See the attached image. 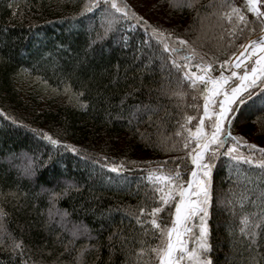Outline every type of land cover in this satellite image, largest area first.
<instances>
[{
	"label": "trees",
	"instance_id": "obj_1",
	"mask_svg": "<svg viewBox=\"0 0 264 264\" xmlns=\"http://www.w3.org/2000/svg\"><path fill=\"white\" fill-rule=\"evenodd\" d=\"M92 2L0 0V190L4 193L0 207L8 214L7 232L0 236L4 241L0 264H78V252L89 244L94 247L83 253L82 264H137L139 241H145V248L156 243L134 219L141 205L152 203L148 173L160 167L174 170L180 164L187 179L192 165L180 159L186 157V150L183 135L177 137L175 132L186 114L195 117L203 111L202 97L187 87V81L181 89L186 93L183 97L170 95L176 84L162 77L180 74L143 21L171 33L170 46L183 48L175 37L187 40L216 70L255 31L230 36L231 25L219 15L221 0H199L193 9L151 0L156 2L155 15L142 16L139 23L115 13L104 0H96L92 12L83 11ZM108 13L121 18L105 40L86 53L89 38L102 33ZM248 16L256 21L252 13ZM186 54L183 48L172 55ZM252 91L256 94L246 97L245 104L230 115V127L232 135L264 148V93L259 87ZM145 104L158 108L151 121L142 109L129 124L132 106ZM198 122L189 126L194 130ZM44 132L61 144L54 147L43 138ZM64 144L75 146L78 153ZM240 151L248 155L252 150L241 145ZM260 156L255 152L253 158ZM28 157L35 162L34 177L21 174ZM102 157L110 163L123 161L124 171L114 173L93 163ZM54 175L60 178L55 187ZM64 180L73 181L79 190L61 195L52 207L50 193L42 189L60 192ZM258 185L264 186V170L257 165L216 158L209 217L214 264H264V232L258 249L249 251L237 230L240 217L257 209L225 203L230 189L240 192ZM64 211L68 215L60 222L59 213ZM163 216L170 222L167 212ZM74 225L86 227L92 239L73 240ZM7 233L22 241L23 255L12 251ZM147 260L145 255L140 264Z\"/></svg>",
	"mask_w": 264,
	"mask_h": 264
},
{
	"label": "snow or ice",
	"instance_id": "obj_2",
	"mask_svg": "<svg viewBox=\"0 0 264 264\" xmlns=\"http://www.w3.org/2000/svg\"><path fill=\"white\" fill-rule=\"evenodd\" d=\"M197 3H199V0H179V2L169 0L170 7L181 9L184 7L193 9ZM104 4H110L111 9L115 13L122 14L125 19L134 18L138 23L142 20L134 11L129 9L128 5H120L117 0H104ZM210 6L211 4L206 7ZM96 7V0H93L91 6L85 4L83 11L92 12ZM244 7H246L247 12L256 17V22L260 25L261 35L258 39H249L247 43L239 45L242 50L238 55L232 53V56L221 64V71L218 76L212 75V72L215 71L212 63L205 61L203 56L187 40L180 37H175V41H178L179 45L187 49V54L174 58L172 54L181 52L183 48L170 46L171 33L166 34L165 30L158 29L148 24L147 21H143L142 26H145L146 31L149 28L151 29L153 36L163 45V51L169 54L170 64L180 74L178 76L162 77V79L168 80L170 85L173 81L176 84V90L172 91L170 95L183 97L186 93L181 89L184 82L187 81V87L198 93L199 97H202L203 111L202 114L195 117L186 114L184 122L180 124L179 129L175 132L177 137L183 135V148L186 150V157L180 159L186 158L192 165L190 172L187 173V179H184L180 164H176L174 170H165L160 167L150 170L148 173V180L153 185L152 196L148 199L152 203L141 205L138 208V214L134 215V219L143 229L144 235L150 234L156 243L145 248L143 246L145 241H139L142 246L136 249L137 264H140L145 255L148 256L145 264H214L210 255L212 245L209 240V217L214 198L213 167L216 158L224 156L228 157L230 161L243 162L249 165L255 164L264 170V148H260L256 144H249L240 136L232 135L230 127L232 120L229 117L235 114V107L245 104L246 97L250 99L255 95V91L252 90L257 87L264 93V0H246ZM220 8L223 10L219 12V15L231 25L227 31L233 38L237 33L242 35L245 29L249 32L255 30L254 27H248L253 22L248 20L240 8L228 4L226 0H221ZM105 12L107 13V8H105ZM197 14H199V10H197ZM120 18V16L108 13L101 25L102 33L98 31L94 39L89 38L85 52L93 50L98 42L105 40L114 23ZM229 43L231 44L232 41H229ZM253 58L255 64L251 65V72H249L245 61ZM178 59L183 60L184 63H179ZM225 65H230L233 69L243 66V75L238 74L235 70H232L230 75H225L223 71ZM193 67L195 68L194 71L191 70ZM221 96L223 99H219ZM196 98V96H193V99ZM124 102V99H121L120 103L122 105ZM217 104L218 110L215 107ZM191 106L189 105V107ZM142 109L148 113L149 121H151L152 113L158 110L156 106L152 105H134L129 115V124L137 119ZM0 115H3V113H0ZM197 119L199 122L196 123L193 130L189 123ZM13 123H16V121L13 120ZM33 131L40 135L38 130L33 129ZM137 132H139V129H137ZM185 133L186 135H184ZM43 138L54 147L61 144L59 140L54 139L47 132L43 133ZM241 145L252 151L245 155L240 151ZM63 146L73 153L79 151L73 145L64 144ZM255 152H259L261 156L254 159ZM27 160L28 163L23 167L21 174L34 177L36 173L35 162L31 157H28ZM93 163L99 164L101 168H107L114 173L124 171L123 161L119 164L110 163L108 157L94 160ZM52 180L55 181L54 187L60 183V178L55 175ZM63 183L64 187L60 192L52 189H42L50 193L49 199L52 207H55V201L61 195H67L71 190H79L73 181L64 180ZM249 183H251V180H249ZM11 194L15 195V193ZM3 195V191L0 190V196ZM225 203L232 207H235L236 204L241 207H244L245 204H251L257 209L256 211L246 212L240 217L237 230L241 238L248 242L249 251L254 248L258 249V238L264 232V186L244 187L240 192L230 189ZM52 207L49 209L50 217L53 215ZM165 212L168 213L170 222L165 221L163 216ZM7 215L3 207H0V236L7 232L4 227V218ZM59 215L61 216L60 222H63V218L68 213L64 211ZM71 233L73 240L78 236H87L89 240L92 239L90 231L86 227L82 229L80 226L74 225ZM7 235L12 240V251H19L23 255L24 245L22 241L16 240L11 236V233H7ZM112 235H115V233ZM112 235L109 236V240L112 239ZM3 243L4 241L0 239V244ZM92 247L94 246L89 244L80 249L76 257L78 264H82L83 253Z\"/></svg>",
	"mask_w": 264,
	"mask_h": 264
},
{
	"label": "rangeland",
	"instance_id": "obj_3",
	"mask_svg": "<svg viewBox=\"0 0 264 264\" xmlns=\"http://www.w3.org/2000/svg\"><path fill=\"white\" fill-rule=\"evenodd\" d=\"M245 2H246V0L244 2H242V0H238V1H236V4L230 3L231 5L240 8L243 11V13L247 16L248 20L253 22L252 24H249L248 27H254L255 28L254 33L251 34L250 36H248L243 43H245L249 38L258 36L261 33L259 23L256 21L255 22L252 21L251 16H248L249 12H247L246 7H244ZM117 3L120 5H124V4L128 5L129 9H131L132 11H134L138 15L140 14V17L146 16V15H150V17H151V16L155 15V12L152 10V7L155 6L156 2H151V0H117ZM151 10H152V13H150ZM255 19H256V17H255ZM247 31L248 30L246 29L245 32H247ZM243 43H241V44H243ZM235 53H237V52H235ZM253 64H255L254 59H251L249 62H247L245 64V65H248V71L249 72L251 71V65H253ZM232 70H235V71H237L238 74L243 75V66L241 68H238V69H233V68H231L230 65H225V67L223 69L225 75H230ZM220 71H221V66H219V68L217 70L215 69V71L212 72V75L218 76V75H220ZM233 80L235 81V78H233ZM235 82L238 83V81H235ZM233 86H235V84H233ZM219 99H223V97L221 96V97H219ZM215 107L218 110V104Z\"/></svg>",
	"mask_w": 264,
	"mask_h": 264
},
{
	"label": "water",
	"instance_id": "obj_4",
	"mask_svg": "<svg viewBox=\"0 0 264 264\" xmlns=\"http://www.w3.org/2000/svg\"><path fill=\"white\" fill-rule=\"evenodd\" d=\"M260 35H261V33H260L258 36L251 37V38H249V39H256V38H258ZM249 39H248V40H249ZM248 40H247V41H248ZM247 41H246L245 43H247ZM245 43H243V44H245ZM241 50H242V49L240 48L236 54L238 55L239 52H240ZM233 59H234V57H233ZM250 72H251V71H250ZM202 110H203V104H202Z\"/></svg>",
	"mask_w": 264,
	"mask_h": 264
},
{
	"label": "bare ground",
	"instance_id": "obj_5",
	"mask_svg": "<svg viewBox=\"0 0 264 264\" xmlns=\"http://www.w3.org/2000/svg\"><path fill=\"white\" fill-rule=\"evenodd\" d=\"M256 39H258V38H256ZM253 59H254V58H253ZM250 60H251V59H250ZM250 60H249V61H250ZM254 60H255V59H254ZM249 61H245V64H246L247 62H249Z\"/></svg>",
	"mask_w": 264,
	"mask_h": 264
}]
</instances>
